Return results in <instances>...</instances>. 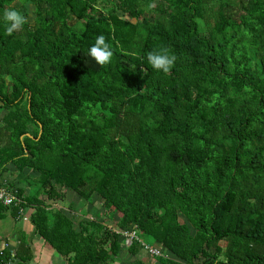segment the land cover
Instances as JSON below:
<instances>
[{"label":"trees","instance_id":"1","mask_svg":"<svg viewBox=\"0 0 264 264\" xmlns=\"http://www.w3.org/2000/svg\"><path fill=\"white\" fill-rule=\"evenodd\" d=\"M29 5L9 34L3 11ZM164 50L166 73L147 59ZM0 102V185L13 165L15 214L68 264H110L133 228L175 256L158 264H264V0H0ZM65 190L102 197L119 231L76 228L48 204Z\"/></svg>","mask_w":264,"mask_h":264},{"label":"rangeland","instance_id":"2","mask_svg":"<svg viewBox=\"0 0 264 264\" xmlns=\"http://www.w3.org/2000/svg\"><path fill=\"white\" fill-rule=\"evenodd\" d=\"M17 6H20V4H17ZM106 9H109L112 7L111 4H107ZM28 15L26 16V19L33 24L34 18H35V7L33 5L28 6ZM120 16L124 15L123 12H118ZM126 15V14H125ZM6 111L2 108L1 102H0V122H2V118L5 115ZM10 170L5 171L2 181L4 186L10 185L11 183H17L18 186H21L25 188L26 190H29V185L20 181L17 177L18 171L15 169L13 165H9ZM27 175L31 178L35 179L38 177V173L34 172L33 170L26 169ZM12 181V182H11ZM14 181V182H13ZM11 186V185H10ZM55 206L62 207L66 210L68 216L72 219L74 222V225L76 228H80L85 223H88L90 221H102L105 226H108L110 228H115L117 231V224L119 217L117 214L108 215L107 212H105V208L103 206V198L100 196H94L93 200L88 201L85 200L83 197H81L77 192H69L65 190V197L63 200L57 201L55 203ZM181 221H184L186 223H189L184 215L180 214ZM191 231L194 233V229L190 225ZM123 237L126 238L124 241V245L122 250L120 251L119 255L115 256L111 261L110 264H139V260H141L145 264H158L157 260L155 259V254H151L142 244L141 241H145L148 244L156 246L158 249L163 251L165 255L168 257H175L168 249L163 247V245L159 243H154L150 239H144L143 237H138L135 234L134 228L132 230L125 231V233H122ZM132 238L137 239L138 243L136 246V252H131L128 250V245H130L132 242ZM141 242V245L139 244ZM221 244L223 246L226 245L225 241H222Z\"/></svg>","mask_w":264,"mask_h":264},{"label":"crops","instance_id":"3","mask_svg":"<svg viewBox=\"0 0 264 264\" xmlns=\"http://www.w3.org/2000/svg\"><path fill=\"white\" fill-rule=\"evenodd\" d=\"M4 207L0 211V251L8 252L14 264H68L36 231L30 221V206L18 214L14 206Z\"/></svg>","mask_w":264,"mask_h":264},{"label":"clouds","instance_id":"4","mask_svg":"<svg viewBox=\"0 0 264 264\" xmlns=\"http://www.w3.org/2000/svg\"><path fill=\"white\" fill-rule=\"evenodd\" d=\"M2 18L7 24L6 31L9 34L21 29L26 20L25 15L14 8L5 9L2 13ZM112 55V50L106 42L105 36H97L96 42L90 48L88 56L95 63L101 65L109 63ZM147 59L152 68L166 73L170 71L172 65L175 63L176 57L174 54H169L167 50H164L149 52Z\"/></svg>","mask_w":264,"mask_h":264},{"label":"built area","instance_id":"5","mask_svg":"<svg viewBox=\"0 0 264 264\" xmlns=\"http://www.w3.org/2000/svg\"><path fill=\"white\" fill-rule=\"evenodd\" d=\"M0 200L3 202L6 206H16L20 205L21 203H25L24 199L20 197L17 194L16 190L9 189L4 185H0ZM24 207H20V210L22 211ZM125 233V232H124ZM143 246L151 253L155 255H164L160 249H158L156 246L146 243L145 241H141ZM2 255V263L1 264H14L12 256H9L7 258L3 257L4 254L2 251H0Z\"/></svg>","mask_w":264,"mask_h":264},{"label":"water","instance_id":"6","mask_svg":"<svg viewBox=\"0 0 264 264\" xmlns=\"http://www.w3.org/2000/svg\"><path fill=\"white\" fill-rule=\"evenodd\" d=\"M46 198L48 199V196H46ZM56 202H57V200H55V199L48 200L49 205H55Z\"/></svg>","mask_w":264,"mask_h":264}]
</instances>
